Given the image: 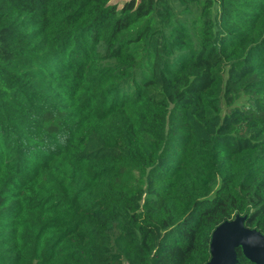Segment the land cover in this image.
Returning <instances> with one entry per match:
<instances>
[{"label": "trees", "instance_id": "obj_1", "mask_svg": "<svg viewBox=\"0 0 264 264\" xmlns=\"http://www.w3.org/2000/svg\"><path fill=\"white\" fill-rule=\"evenodd\" d=\"M239 214L264 235V0H0V264H207Z\"/></svg>", "mask_w": 264, "mask_h": 264}, {"label": "water", "instance_id": "obj_2", "mask_svg": "<svg viewBox=\"0 0 264 264\" xmlns=\"http://www.w3.org/2000/svg\"><path fill=\"white\" fill-rule=\"evenodd\" d=\"M246 216L220 224L211 234L210 255L207 264H237V250L255 264H264V235L245 225Z\"/></svg>", "mask_w": 264, "mask_h": 264}, {"label": "rangeland", "instance_id": "obj_3", "mask_svg": "<svg viewBox=\"0 0 264 264\" xmlns=\"http://www.w3.org/2000/svg\"><path fill=\"white\" fill-rule=\"evenodd\" d=\"M125 1H128V0H112V3L121 6ZM242 215L244 214H240V216Z\"/></svg>", "mask_w": 264, "mask_h": 264}]
</instances>
